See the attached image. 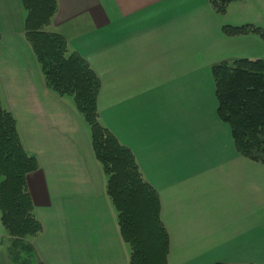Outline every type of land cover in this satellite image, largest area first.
Wrapping results in <instances>:
<instances>
[{"label":"crops","instance_id":"crops-1","mask_svg":"<svg viewBox=\"0 0 264 264\" xmlns=\"http://www.w3.org/2000/svg\"><path fill=\"white\" fill-rule=\"evenodd\" d=\"M243 2L220 15L209 0H57L49 27L98 77L101 122L157 191L168 264H264V167L235 152L211 75L221 62L264 60L258 36L221 31L244 25ZM23 10L0 0V95L38 162L27 175L42 226L31 244L43 264H128L89 130L46 88ZM8 247L0 222L7 260Z\"/></svg>","mask_w":264,"mask_h":264},{"label":"trees","instance_id":"trees-1","mask_svg":"<svg viewBox=\"0 0 264 264\" xmlns=\"http://www.w3.org/2000/svg\"><path fill=\"white\" fill-rule=\"evenodd\" d=\"M237 1L209 0L220 15ZM20 2L25 11L24 36L46 88L58 97H71L89 130L94 157L106 177V194L128 249V264H168L170 240L160 217L157 191L144 179L130 149L101 122L97 107L100 81L94 71L63 36L49 29L57 0ZM221 31L227 37L253 34L264 42V30L252 24L223 25ZM211 75L216 115L228 126L235 152L264 167L263 60L221 62L211 67ZM37 169V159L22 144L15 117L0 99V222L9 237L11 264H43L31 244L42 226L27 187V175Z\"/></svg>","mask_w":264,"mask_h":264},{"label":"rangeland","instance_id":"rangeland-1","mask_svg":"<svg viewBox=\"0 0 264 264\" xmlns=\"http://www.w3.org/2000/svg\"><path fill=\"white\" fill-rule=\"evenodd\" d=\"M243 1H244L243 2L244 7L246 10L243 15H246V16L242 17L240 22L237 21L238 20L237 16H234L233 17L234 22H239L240 24H245V23L252 24L264 30V0H243ZM232 9L233 8H231V11H233ZM23 14L25 15L24 10H23ZM239 23H236V24H239ZM0 99H1V95H0ZM63 99H66L67 101L72 103L74 106V103L71 97L65 96L63 97ZM1 104H2V101H1ZM5 255L6 254L3 252V255L0 256V264H11L9 262V259L7 260V257H5Z\"/></svg>","mask_w":264,"mask_h":264}]
</instances>
